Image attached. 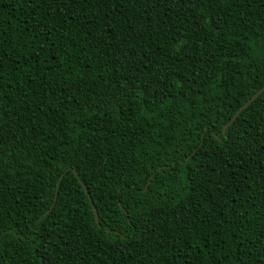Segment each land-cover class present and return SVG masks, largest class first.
I'll use <instances>...</instances> for the list:
<instances>
[{"label": "trees", "instance_id": "16d2710c", "mask_svg": "<svg viewBox=\"0 0 264 264\" xmlns=\"http://www.w3.org/2000/svg\"><path fill=\"white\" fill-rule=\"evenodd\" d=\"M263 85L264 0H0V264H264Z\"/></svg>", "mask_w": 264, "mask_h": 264}, {"label": "water", "instance_id": "95a60500", "mask_svg": "<svg viewBox=\"0 0 264 264\" xmlns=\"http://www.w3.org/2000/svg\"><path fill=\"white\" fill-rule=\"evenodd\" d=\"M264 90V85L263 86H261L259 89H257L241 106H239V108L234 112V114L230 117V119L223 125V127H222V132H224L225 131V128L229 125V124H231L233 121H234V119L236 118V116L239 114V112L243 109V108H245L248 104H250L262 91ZM213 136H215V135H213ZM60 179H61V176L59 177V180H58V182H57V187H58V184H59V182H60ZM84 190L86 191V193H87V195H88V197H89V200H90V203H91V205H92V208H93V212H94V217H95V221H96V223L99 225L100 224V222H99V218H98V212H97V209H96V207H95V205H94V203H93V201H92V199H91V197H90V194H89V192H88V190H87V188L84 186ZM55 199H56V197H55ZM54 204V203H53ZM52 204V205H53ZM122 208V210H124V208L123 207H121Z\"/></svg>", "mask_w": 264, "mask_h": 264}, {"label": "snow or ice", "instance_id": "6c2138e0", "mask_svg": "<svg viewBox=\"0 0 264 264\" xmlns=\"http://www.w3.org/2000/svg\"><path fill=\"white\" fill-rule=\"evenodd\" d=\"M50 239H51V237H50ZM45 247H47V245H45Z\"/></svg>", "mask_w": 264, "mask_h": 264}]
</instances>
